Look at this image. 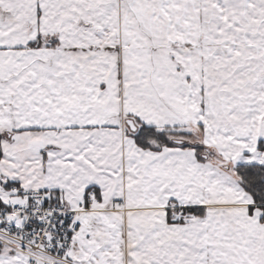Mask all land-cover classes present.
Masks as SVG:
<instances>
[{"label": "snow or ice", "instance_id": "1", "mask_svg": "<svg viewBox=\"0 0 264 264\" xmlns=\"http://www.w3.org/2000/svg\"><path fill=\"white\" fill-rule=\"evenodd\" d=\"M0 264H264V0H0Z\"/></svg>", "mask_w": 264, "mask_h": 264}]
</instances>
